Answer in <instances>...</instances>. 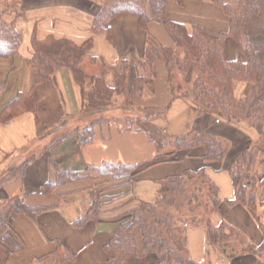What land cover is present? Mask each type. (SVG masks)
I'll return each mask as SVG.
<instances>
[{
  "label": "crops",
  "instance_id": "0c3cea01",
  "mask_svg": "<svg viewBox=\"0 0 264 264\" xmlns=\"http://www.w3.org/2000/svg\"><path fill=\"white\" fill-rule=\"evenodd\" d=\"M101 4L102 0H0L4 21L13 24L22 38L13 58H0V112L18 93H29L34 86V72L26 62L32 57L33 44L48 37L67 39L77 46L88 43L87 57H94L97 62L90 67L94 71L89 72L87 67L83 70L86 75H93L104 64L108 68L105 74V85L108 87L113 83L109 68L122 59L130 61L136 72V87L130 98L126 94L114 93L111 101L117 100V103H112V107L99 113H83L82 90L69 69L63 67L54 73L51 80L34 87L37 95L35 114L24 113L6 124L0 123V170L26 163L20 177L0 185V202L19 198L30 207H51L35 220L24 215L10 217L8 227L20 243V249L7 255L0 243V264H56L54 255L58 249L73 254L74 260L65 264H106L102 247L115 230L117 217L140 203L154 202L160 190L159 182L163 179L202 166L207 177L217 186L220 199L219 207L209 218L212 224H227L241 233L245 245L256 249L264 241L263 208L252 216L242 205L229 207L226 201L234 198L230 167L242 149L258 141L261 143L256 145H261L262 150L253 175L258 182L264 180V139L260 140L247 125L238 127L212 118L199 111L189 100L171 95L166 82L168 70L163 62L154 64L152 87L145 86L149 79V72L143 71L148 37L152 36L159 45L168 49L174 43L172 37L159 23L149 24L147 31L141 30L136 18L129 14H119L110 21L111 39L105 32L93 33L91 22ZM165 7L163 20L183 24L188 30L198 25L211 37H218L228 29V20L207 1L183 0L182 5H178L175 0H166ZM210 13L214 16H208ZM226 45L230 46L229 42ZM225 55L229 61L239 56L235 47H225ZM248 91L247 85H234L236 97H246ZM125 96L135 107L119 106L118 102L126 100ZM260 99L264 103V93ZM165 106L169 109L162 117L150 121L140 119V114L149 108ZM93 115H104L105 120L95 126L94 140L90 144L80 147L76 134H73L51 147L57 136L81 130L85 126L82 119ZM262 129L264 133V127ZM189 132L209 133L226 139L228 150L224 159L217 164L204 163L200 148L178 153L175 159L167 156L162 149L166 138ZM101 162L137 165L138 172L130 185L107 191L110 195L126 193V196L101 205L95 222L90 221L84 227L76 228L73 223L87 213L92 191L113 189L116 184L101 182L92 176L53 187L56 173L51 163L60 172L77 174ZM258 192L259 200L264 201V188ZM185 232L188 257L197 262L264 264V252L259 256L243 254L226 258L216 247L208 244L200 225H192Z\"/></svg>",
  "mask_w": 264,
  "mask_h": 264
},
{
  "label": "trees",
  "instance_id": "16d2710c",
  "mask_svg": "<svg viewBox=\"0 0 264 264\" xmlns=\"http://www.w3.org/2000/svg\"><path fill=\"white\" fill-rule=\"evenodd\" d=\"M175 1L182 5L183 0ZM191 1H210L216 5L228 20L227 31L220 33L218 37H211L198 25H193L188 30L183 24L163 20L166 0H102L101 8L91 22V30L93 33L105 32L107 38L111 39L109 24L119 14L134 16L143 31H147L151 23L162 24L165 32L174 41L173 47L165 48L152 36L148 37L143 62V71L147 69L149 72L148 78L153 77L154 64L163 62L168 70L166 82L171 95L189 100L199 111L212 118L238 127L247 125L257 133L260 140H263L264 103L260 96L264 93V0ZM230 38L234 41L239 55L232 61L227 60L224 55V41ZM21 40V34L13 24L4 21V14L0 11V58H13L18 52ZM88 47V43L77 46L67 39L52 37L34 43L32 57L26 62L34 72V86L29 93H18L3 108L0 112V123L6 124L24 113L36 112L37 95L34 87L51 80L54 73L63 67L69 69L73 80L82 90L83 113L105 111L110 107L111 96L114 93H122L123 96L133 94L136 87V72L128 60L122 59L116 66L109 68L113 76L111 87L105 85L108 68L104 64H101L98 74L91 77L86 75L82 64L87 57ZM90 60L95 61L96 58L92 57ZM174 73L181 77L180 80H175ZM236 83L251 86L248 96L242 98L235 96ZM1 88L0 86V97ZM163 113L164 111H159L149 114L156 119L155 117L158 118ZM102 120L105 119H100ZM98 122H89L81 130L60 134L52 142L51 147L73 134H76L80 147L90 144L94 140L95 126ZM226 141L209 133L189 132L166 138L162 143V149L167 152V156L175 159L178 153L200 148L204 163L217 164L227 153ZM258 142L242 149L230 167L229 175L234 188V198L226 201L229 207L242 205L252 216H256L261 208L264 213V201H260V195L255 192L256 187L264 188V180L258 182L253 175L262 150L261 145H256ZM25 164L0 170V185L13 181L17 176L20 177ZM51 164L56 173L53 187L83 181L92 176L101 182L116 184L113 189L92 191L87 213L73 223L76 228H82L90 221L95 222L101 205L126 196V193L110 195L107 191L130 185L138 172L137 165L114 162L88 166L86 170L77 174L71 171L60 172L55 164ZM204 168L202 166L194 171L187 170L182 175L163 179L159 182L160 190L154 202L140 203L136 208L117 217V226L110 234L106 245L102 247L106 264H211L200 263L188 257L185 227L175 222L176 217L170 213L171 208L177 209L181 217H190L181 212L184 209L185 213L191 215V219H197L195 225L203 227L208 244L215 246L226 258L232 259L243 254L259 256L263 253L264 241L255 249L253 246L245 245L241 233L229 228L227 224L223 222L218 225L212 224L209 218L219 207L220 199L217 186L207 177ZM195 180L199 185L189 189L188 183ZM50 208L30 207L19 198L0 202V243L6 249L7 255L20 249V243L14 239L11 228L8 227L10 217L24 215L35 220ZM62 250L61 252L58 249L54 255L56 264L74 260L72 253Z\"/></svg>",
  "mask_w": 264,
  "mask_h": 264
},
{
  "label": "rangeland",
  "instance_id": "374dc122",
  "mask_svg": "<svg viewBox=\"0 0 264 264\" xmlns=\"http://www.w3.org/2000/svg\"><path fill=\"white\" fill-rule=\"evenodd\" d=\"M174 1V0H173ZM175 3V2H174ZM207 3H209V5H213V3H211L210 1H207ZM213 7H215V9H217V11H219L222 15H223V13H222V11L216 6V5H213ZM13 9V8H12ZM208 16H210V17H212V16H214V14L212 13H210ZM9 24V23H8ZM225 47H235V45H234V41L230 38V39H226L225 41ZM229 42V45L230 46H227L226 45V43H228ZM168 47H171V46H168ZM172 47H173V45H172ZM225 55V54H224ZM226 57V56H225ZM92 57H90V58H88V57H86V59L85 60H83L84 62H87V63H85V64H83L84 66H82V69H85L86 67L87 68H89V72H92V71H94V68H92V69H90V67L92 66V67H94L93 65H95L96 64V62H97V60H95V61H92V60H90ZM93 59H95L94 57H93ZM101 66V65H100ZM100 69V68H99ZM145 71H147V69L145 70ZM96 74H98V72L96 73ZM94 75V74H93ZM87 76H89V77H91L92 75H87ZM174 77H175V80L176 81H178V80H180V76L177 74V73H174ZM152 80H153V77H151V78H149V79H147V81L145 82V86H147V85H151L150 87H152ZM168 80V79H167ZM151 83V84H150ZM240 85H243L244 83H239ZM244 85H247L248 87H249V90L251 89V86L250 85H248V84H244ZM249 92V91H248ZM126 97V96H125ZM127 97H129L130 98V95H127ZM126 97V100H124V101H122V100H120L118 103H120L119 104V106L121 107V108H125V107H135V105L133 104V102L129 99V98H127ZM112 103H117V100H113V101H111V107H112ZM136 109H139L138 107H136ZM156 110H154V111H152V110H150L151 111V113H156V112H159V111H164V113L165 112H167L168 111V109H169V106H165V107H159V108H155ZM149 110H147V111H144V113H142V114H140L141 115V117H140V119L141 118H145L144 119V121H146V120H153V115L151 114V116H150V114H148V112H150ZM29 113V112H28ZM35 113V112H34ZM103 116L104 115H93V116H91V117H86V118H84V119H82V122H84L85 123V126L87 125V123L89 124V122H98V121H100V119H102L103 118ZM150 116V117H149ZM105 117V116H104ZM160 117H162V115L160 116ZM160 117H158V118H160ZM156 119H158L157 117H155ZM104 119V118H103ZM192 183H188V185H187V187L189 188V189H191V188H193L195 185L196 186H198L199 185V182L198 181H191ZM260 190V188H258V187H256V189H255V192L257 193V195H259V191ZM205 198V197H204ZM202 202V201H201ZM177 210V209H176ZM175 210V208H171L170 209V213L172 214V215H174L176 218L174 219L175 220V222L177 223V224H179L180 226H181V224L182 225H184L183 227H185V230L187 231V229L190 227V226H192V225H195L196 224V221H197V219H191L190 217H191V215H189V214H187V213H185L186 211L183 209L181 212L182 213H184V215H187V216H190V217H188V218H185V217H181L180 216V214H178V210L176 211ZM195 216L196 215H198V213L197 214H194ZM232 246H235V244L233 245L232 244ZM215 247V246H214ZM217 250V249H216Z\"/></svg>",
  "mask_w": 264,
  "mask_h": 264
}]
</instances>
